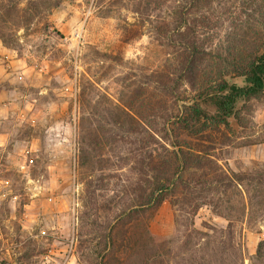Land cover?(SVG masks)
<instances>
[{"label": "rangeland", "instance_id": "obj_1", "mask_svg": "<svg viewBox=\"0 0 264 264\" xmlns=\"http://www.w3.org/2000/svg\"><path fill=\"white\" fill-rule=\"evenodd\" d=\"M263 47L264 0H0V263L96 264L162 147L264 176V96L231 130L179 125L197 103L212 111L222 80L243 85L235 65ZM239 188V218L200 191L146 212L169 264H264L263 191Z\"/></svg>", "mask_w": 264, "mask_h": 264}, {"label": "trees", "instance_id": "obj_2", "mask_svg": "<svg viewBox=\"0 0 264 264\" xmlns=\"http://www.w3.org/2000/svg\"><path fill=\"white\" fill-rule=\"evenodd\" d=\"M240 65H235V74L243 80V85L222 80L217 90L208 96L212 111L203 109L198 103L192 106L189 115L179 122L184 130L190 131L195 137L211 128L231 130L232 122L240 118L241 108H246V103L252 99L264 96V47L252 59L242 61ZM124 114L129 117L127 112L124 111ZM182 146L180 143L175 144L174 148H179L178 150L162 147L163 151L156 153V157L150 154L148 158L141 159V169L144 164L149 167L148 172L154 179L152 182L147 181L150 183L149 190H144L136 204L121 212L119 223L106 227L98 235L103 247L95 253L96 264H100L101 257V264H169L170 250L167 248L170 241H157L149 230L148 219L145 218L148 210H156L166 200L180 206V196L188 197L197 191L205 199L217 196L211 203L214 212L230 220L245 213L243 193L239 188L245 180L251 186L256 182L258 188L254 191L259 189L264 195L263 175H259V179L239 174L229 176L210 164L208 154L202 155V151L198 149H184ZM88 160L90 156L83 164ZM193 170L200 172V180L192 179L190 174ZM254 194L249 199L251 208L257 196ZM259 195L262 196L260 192ZM224 207L226 213L223 211ZM263 256L261 247L258 257Z\"/></svg>", "mask_w": 264, "mask_h": 264}]
</instances>
